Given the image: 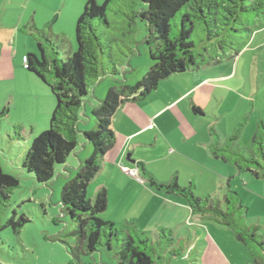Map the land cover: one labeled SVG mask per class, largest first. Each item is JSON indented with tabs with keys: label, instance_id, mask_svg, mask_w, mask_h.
I'll use <instances>...</instances> for the list:
<instances>
[{
	"label": "trees",
	"instance_id": "obj_1",
	"mask_svg": "<svg viewBox=\"0 0 264 264\" xmlns=\"http://www.w3.org/2000/svg\"><path fill=\"white\" fill-rule=\"evenodd\" d=\"M113 5H116L113 13L121 25L119 41H132L136 20L144 22L147 30L144 43L148 47L150 63L136 84L119 83L109 88L104 98L91 109L94 129L83 133L91 154L60 192V204L73 230L63 232L59 241L76 261L80 255H92L101 246L113 249L115 264H153L155 242L162 264L167 255L180 254L172 247L174 238L170 230L160 229L157 240L153 241L132 223L121 228L100 219L107 208L105 189L97 190L93 200L86 199L90 182L114 144L111 119L123 102L145 99L161 81L174 74L198 71L236 57L252 35L264 28V0H104L101 5L88 0L76 22V48L66 60L52 41L34 30L32 36L38 55L25 56V69L50 89L55 100L49 129L30 139L21 162V169L38 183L47 185L51 182L56 168L63 166L75 150L79 139V114L87 90L107 76L116 80L124 61L133 53L132 48L128 54L123 51L113 53L112 46L117 44V39L102 41L93 26L98 22L106 28L111 27L107 13ZM196 30L202 31L209 43L203 49L207 56L194 51L192 36ZM192 110L201 114L198 108ZM7 111L6 108L0 110V119ZM244 124V121L240 122L225 139L211 128L208 149L215 159L236 167L239 173L264 179V119L257 123L250 148H242L237 142ZM18 129L14 127L15 132ZM139 167L151 188L185 198L193 215L211 219L233 233L237 242L248 251L250 264H264V236L258 233L259 227L246 225V207L229 182L221 198L217 194H207L200 199L195 195L194 183L181 186L173 177L169 183L160 184L142 164ZM19 187L18 177L5 173L0 167V231L10 228L15 235L29 220L13 210L3 222L1 214L11 193ZM65 236L75 238V244L62 239Z\"/></svg>",
	"mask_w": 264,
	"mask_h": 264
},
{
	"label": "rangeland",
	"instance_id": "obj_2",
	"mask_svg": "<svg viewBox=\"0 0 264 264\" xmlns=\"http://www.w3.org/2000/svg\"><path fill=\"white\" fill-rule=\"evenodd\" d=\"M87 1L0 0V44L5 46L10 43L12 44L10 46L11 51H20L24 55H38L36 42L32 36V33H35L34 30H37L55 44L62 59L66 60L69 57L70 47L76 48V22ZM94 1L97 5L104 2V0ZM115 8L116 5H113L107 13L111 27L106 28L98 22L93 23V26L102 41L110 38L117 39V44L112 46L113 53L123 51L128 54L130 48L133 49V53L124 61V69L121 70L120 76L116 80L109 76L105 77L97 85L87 90V96L92 94L94 87L105 84L109 82L108 80L119 81V83L122 81L123 84H126L125 79H128L129 84L133 83L130 86H133L147 71L150 63L148 47L144 43L147 33L144 22L139 19L136 20L132 41H119L120 32L118 29L121 25L118 16L113 13ZM192 40L195 44L194 51L197 54L207 56V52L203 49L209 43L206 41L203 32L196 30ZM257 62L254 60L252 51H249V53H244V58L241 59L236 68L232 58L202 69L205 74L216 77L214 82L224 87L225 90L216 91L213 100L210 99L206 107L203 108L204 116L200 121L217 122V126L212 124V127L220 132L224 139L234 132L232 127L236 125L234 124L236 118L240 117L237 123L244 121V125L249 120V114H246L247 111L245 112L247 105L240 95L247 97L245 93L249 94L250 91H256V86L263 82ZM133 78L138 80L133 82ZM40 84L43 94H39L40 96L36 100L31 99L28 95V93L33 94L29 87H21L23 91L27 92L24 98L29 103H40L41 105L37 108L32 105L28 109L22 105L21 97L23 94L19 95L22 91L17 84L11 83L5 87V83H0V110L4 106L8 109L7 115L0 119V167L5 173L18 177L20 182V187L13 190L6 207L2 209L1 220L3 222L7 220L13 210L18 216L23 215L29 220L17 235L10 228L0 231V264H115L113 249L107 250L106 247L101 246L92 255H80L79 260L76 261L59 241V236L63 232L66 234L73 230L69 224V217L60 204V192L66 182V175L61 174L58 177L59 173L55 172L52 181L46 185L38 183L30 174L21 169L24 152L30 139L49 129L50 118H47V111L44 112V109L49 105V102L50 105L53 104V108L55 104L50 89L43 83L40 82ZM263 91L264 89L260 93ZM260 97L262 95L257 100L264 105V100L262 102ZM263 107L262 112L264 113ZM41 126L45 130L40 131ZM14 127L19 128L17 132H15ZM252 133L250 140L255 132ZM238 145L242 148H248L251 144L249 142V146H243L238 142ZM211 173L225 177L229 174L221 168L220 170H213ZM211 173L204 171L200 174L198 193H202L206 189L205 186L212 176ZM74 175L75 172L71 178ZM243 181L246 182V185L243 184ZM223 183L226 185L227 180H224ZM229 184L231 189L237 190L234 191L246 207V225L259 227L258 233L264 236V179H256L248 173H240V175L235 174L230 179ZM225 188L227 189L226 186ZM196 191L195 189V193ZM216 194L220 195L218 192ZM200 195V197L197 196L200 199L205 197V194ZM92 197L91 188H87L86 199L90 200ZM100 219L106 222L103 217ZM208 225L223 228L221 230L224 234L217 235L215 238L219 243L226 240L227 234L232 238L234 236L230 231H227L228 229L211 219L205 218L193 225L189 223L186 230L180 235L172 234L174 238L172 247L178 249L180 254L174 257L167 255L162 264H250L251 257L248 251L237 242L235 236L233 239L235 243L232 241L234 247H227L226 242H224V253L219 252L220 254H217L216 251H210L213 249H211L210 244L215 242V236L212 229H207L206 226ZM118 227L123 228V226ZM145 235L150 238V234ZM62 239L72 245L75 244V238L72 236H65ZM154 246H156V252L152 253L153 264H160L157 257L160 249L155 242ZM101 253L102 262H100Z\"/></svg>",
	"mask_w": 264,
	"mask_h": 264
},
{
	"label": "crops",
	"instance_id": "obj_3",
	"mask_svg": "<svg viewBox=\"0 0 264 264\" xmlns=\"http://www.w3.org/2000/svg\"><path fill=\"white\" fill-rule=\"evenodd\" d=\"M10 46H12L10 43L5 46L0 44V83H5V87L11 83L17 84L20 88L29 87L34 95L29 93L28 95L36 100L39 94H43L41 84L24 67L23 58L27 55L20 51H11ZM73 51L74 49L70 47L69 56ZM249 51H252L254 60L258 61L257 65L260 67L263 82L256 86V91L249 92L250 97L247 93H245L247 97L240 95L247 105L245 112L249 114V120L244 125L238 138L239 141H237L243 146H249V142L251 144V133L255 132L258 121L264 119L262 112L264 105L257 100L261 95L260 100H264V91L260 93L264 89V28L256 31L247 46L233 58L235 68L244 58V53H249ZM215 79L217 78L202 72V69L174 74L161 81L157 89L145 99L127 100L117 109L111 119V130L114 135L113 147L104 155L100 171L88 186L93 195L90 200H93L100 188L106 191L107 208L99 216L100 218L103 217L106 222L123 226V228L132 223L139 232L150 234L153 241L157 240L159 230L162 228L178 236L186 230L189 223L193 225L205 219L191 213L185 198L151 188L143 178L139 164H142L143 168L160 184H167L175 177L181 186L194 183L197 190L195 195L198 197L201 196L200 194H216L217 192L220 193V195L217 194L220 198L224 195L227 190L223 183L224 180L230 182L235 174L240 175V173L236 167L215 159L208 149L211 142L209 130L213 128L212 124L216 127L217 122L200 121L204 116L203 108L210 99L213 100L216 91L225 90L224 87L214 82ZM127 80L125 79L126 84L122 81L120 84L126 86L133 84H129ZM137 80L133 78V82ZM108 81L94 87L92 94L85 98L81 107L78 144L73 153L68 156L65 164L56 168V173H59L58 177L61 174L66 175V181L91 154V147L83 139V133L94 129V122L90 115L91 109L104 98L109 88L119 84V81ZM22 88L19 94H23L22 105L28 109L32 105L35 108L41 106L40 103H29L24 98L27 92ZM193 107L198 108L201 114L194 113ZM4 108L6 106L2 107ZM52 110L53 104L50 105L49 102L44 109V112L47 111L48 119ZM239 119L240 117L236 118L234 122L236 125L232 127L233 131L239 124L237 123ZM42 130L45 128L42 127L40 131ZM218 133L224 139L223 135ZM123 167L137 168L138 178L130 177L123 171ZM220 168L229 173L227 177L211 173ZM204 171H209L212 176L206 183L204 192L198 193V179ZM243 184L246 185V182L243 181ZM206 227L213 230L214 240L217 235L224 234L221 230L223 228L218 226L213 225L211 228L208 225ZM233 239L234 236L232 238L227 234L226 240L222 243L215 240L213 245L210 240L211 249L213 248L210 251H216L217 254L224 253L223 243L226 242L227 247H234L235 240ZM102 257L101 253L100 262H102Z\"/></svg>",
	"mask_w": 264,
	"mask_h": 264
},
{
	"label": "built area",
	"instance_id": "obj_4",
	"mask_svg": "<svg viewBox=\"0 0 264 264\" xmlns=\"http://www.w3.org/2000/svg\"><path fill=\"white\" fill-rule=\"evenodd\" d=\"M23 64H24V67H26V57L23 58ZM123 171L133 178H138L139 176V172L137 168L129 169V168L123 167Z\"/></svg>",
	"mask_w": 264,
	"mask_h": 264
}]
</instances>
